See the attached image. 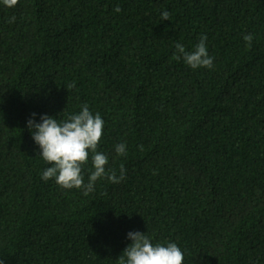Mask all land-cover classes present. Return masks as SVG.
I'll use <instances>...</instances> for the list:
<instances>
[{
  "label": "trees",
  "instance_id": "trees-1",
  "mask_svg": "<svg viewBox=\"0 0 264 264\" xmlns=\"http://www.w3.org/2000/svg\"><path fill=\"white\" fill-rule=\"evenodd\" d=\"M201 36L212 68L174 59ZM85 104L126 170L88 195L41 178L27 127ZM129 231L183 264H264V0L0 2V261L118 264Z\"/></svg>",
  "mask_w": 264,
  "mask_h": 264
},
{
  "label": "clouds",
  "instance_id": "clouds-1",
  "mask_svg": "<svg viewBox=\"0 0 264 264\" xmlns=\"http://www.w3.org/2000/svg\"><path fill=\"white\" fill-rule=\"evenodd\" d=\"M3 6L12 8L18 0H0ZM121 9L117 7L116 12ZM161 18L169 20L167 11L161 12ZM14 17L9 22H13ZM207 37L201 36L199 42L191 51L180 43L175 44L174 59L183 60L189 67L212 68L213 58L208 54L205 43ZM243 39L251 46L252 34H246ZM36 114L33 113L34 117ZM27 127L35 144L39 146V155L50 165L41 175L45 181L54 180L57 185L65 189H83L84 195L94 190L98 179L107 178L112 183H119L125 173L120 165V176L114 169L106 171L108 156L98 151V145L103 137L104 120L97 112L93 114L88 106L82 105L78 113L57 120L53 116L42 114L40 122L29 118ZM142 150V146H140ZM117 155H126V145H115ZM91 160L92 170L88 182H84L83 166ZM140 231H129L127 237L131 243L126 246L117 257L118 264H183L184 253L174 242L153 244L151 239ZM2 264V261H0Z\"/></svg>",
  "mask_w": 264,
  "mask_h": 264
}]
</instances>
